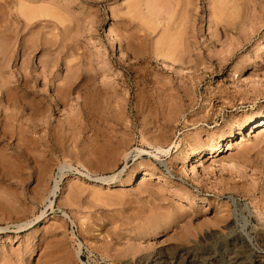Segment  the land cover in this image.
Returning a JSON list of instances; mask_svg holds the SVG:
<instances>
[{
    "label": "rangeland",
    "instance_id": "374dc122",
    "mask_svg": "<svg viewBox=\"0 0 264 264\" xmlns=\"http://www.w3.org/2000/svg\"><path fill=\"white\" fill-rule=\"evenodd\" d=\"M262 119L264 0H0V264H264Z\"/></svg>",
    "mask_w": 264,
    "mask_h": 264
},
{
    "label": "bare ground",
    "instance_id": "6f19581e",
    "mask_svg": "<svg viewBox=\"0 0 264 264\" xmlns=\"http://www.w3.org/2000/svg\"><path fill=\"white\" fill-rule=\"evenodd\" d=\"M151 6V5H150ZM152 7V6H151ZM150 7V9L151 10H153L152 8ZM20 12L19 13H21V11L22 10H19ZM24 11H22V13H21V15H20V17L19 18H21L22 16H24V17H26V18H28V17H31V16H29V15H27V14H25V12L23 13ZM17 16H18V14H17ZM32 18H34V17H31V18H29L28 19V21H26L24 24H26L27 25V23H29V20L30 19H32ZM18 19V18H17ZM23 19V18H22ZM20 22V21H19ZM30 22H31V20H30ZM33 22V21H32ZM31 22V24H29V25H27L28 27L31 25V26H33V23ZM23 25V24H22ZM25 26V25H24ZM23 26V27H24ZM59 101V100H58ZM57 104V103H56ZM39 105V103L37 102V105L36 106H38ZM39 108V107H38ZM33 109V108H32ZM35 109V108H34ZM33 109V110H34ZM36 110V109H35ZM47 120V119H46ZM46 120H45V122H46ZM44 121V120H43ZM44 122V124L46 125V124H48V123H51V122H48V123H45ZM37 122H35V124H36ZM42 123V122H41ZM39 123H37V125H38ZM43 124V123H42ZM40 125V124H39ZM49 125V124H48ZM35 126V125H34ZM252 127V129H257V128H259V129H263L264 128V119H262V120H260L258 123L257 122H253V123H251L250 124V128ZM243 130H244V127H242V128H240V131L238 132V135L240 136V135H243L244 134V132H243ZM262 131H264V130H262ZM255 132V131H254ZM230 139V138H229ZM228 140V139H227ZM226 139H223L222 141H220L215 147H213V149H212V156H211V158H217V157H220L221 156V153L224 151L225 152V149H230V144L229 145H225L224 144V142H226L227 141ZM226 147V148H225ZM195 149V148H194ZM142 151V150H141ZM143 152V151H142ZM142 152H139L138 151V153H142ZM158 152L160 153H165V150L164 149H158ZM167 152V151H166ZM194 152H196V150H194L193 151V153ZM158 153V154H159ZM141 155V154H140ZM199 156V158H201L202 157V152H199V154H198ZM159 157V156H158ZM210 158V159H211ZM146 173V175H149V173L148 172H145ZM103 181H104V179H102ZM107 180V179H106ZM56 185V184H55ZM58 186L59 185H57L56 186V188H57V190H58ZM53 204V203H52ZM235 259V258H234Z\"/></svg>",
    "mask_w": 264,
    "mask_h": 264
}]
</instances>
